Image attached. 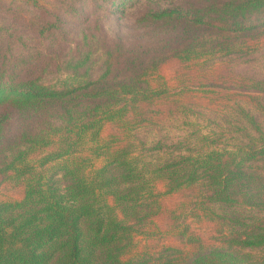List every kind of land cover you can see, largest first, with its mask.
Here are the masks:
<instances>
[{"label": "trees", "instance_id": "1", "mask_svg": "<svg viewBox=\"0 0 264 264\" xmlns=\"http://www.w3.org/2000/svg\"><path fill=\"white\" fill-rule=\"evenodd\" d=\"M261 35L264 0H0V264H264L255 119L157 163L136 134L194 104L168 61Z\"/></svg>", "mask_w": 264, "mask_h": 264}, {"label": "rangeland", "instance_id": "2", "mask_svg": "<svg viewBox=\"0 0 264 264\" xmlns=\"http://www.w3.org/2000/svg\"><path fill=\"white\" fill-rule=\"evenodd\" d=\"M247 43L250 49L231 54L218 49L200 60L179 63L172 59L162 67L161 74L171 85L191 92L187 99L194 104L189 103L184 112L165 118L155 127L136 132L148 160L157 163L173 159L208 144L231 147L247 143L246 135L256 136L258 132L246 114L264 132V92L245 86L248 79L264 82V35ZM249 93L259 98L250 100Z\"/></svg>", "mask_w": 264, "mask_h": 264}]
</instances>
